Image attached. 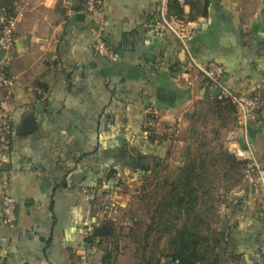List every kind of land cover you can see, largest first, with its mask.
Instances as JSON below:
<instances>
[{"label": "crops", "instance_id": "0c3cea01", "mask_svg": "<svg viewBox=\"0 0 264 264\" xmlns=\"http://www.w3.org/2000/svg\"><path fill=\"white\" fill-rule=\"evenodd\" d=\"M100 2L88 15L84 0H0V15H22L3 63L13 85L2 94L10 148L0 155V264H101L106 240L85 239L104 234L96 204L107 154L118 163L151 118L178 119L214 97L199 83L210 65L229 93L260 97L256 122L233 128L230 147L264 168V0H193L181 20L161 0ZM100 22L110 60L94 52ZM3 182L13 227L1 218ZM218 229L223 256L264 264V188L244 178Z\"/></svg>", "mask_w": 264, "mask_h": 264}, {"label": "rangeland", "instance_id": "374dc122", "mask_svg": "<svg viewBox=\"0 0 264 264\" xmlns=\"http://www.w3.org/2000/svg\"><path fill=\"white\" fill-rule=\"evenodd\" d=\"M201 102L186 110L178 119L147 122L141 130L142 135L135 136L134 141L130 139L135 153L157 155L162 159L155 171L142 174L121 169L119 162H114V153L107 154L98 177L104 179L113 164L118 168L122 181L126 182L120 188L115 186L116 181L101 185L95 206L104 220L100 229L112 237L109 240L112 253L110 264L168 263L165 256L170 252L168 245L171 237L186 225L191 230L195 215H199L201 220L198 234L205 240L201 248L205 260L201 264L211 262L214 256L212 247L217 237L215 231L225 214V197L235 191L244 178L251 181L246 171L253 158L252 152L249 150L247 160L237 149H231L233 128L247 127L257 118L244 125L239 121L237 110L214 117ZM148 136H155V143L150 144L146 139ZM160 140L162 143L158 145ZM228 154L237 162L247 161L246 166H235L233 171L229 170ZM202 159H205L204 170L201 172V186L196 194L199 200L194 212L188 219L183 212L171 218L169 210L164 208L170 186L180 169ZM193 186H196L195 182ZM263 188L260 186L256 193ZM108 190L111 193L106 196L101 194ZM218 264H239V261L221 256Z\"/></svg>", "mask_w": 264, "mask_h": 264}, {"label": "trees", "instance_id": "16d2710c", "mask_svg": "<svg viewBox=\"0 0 264 264\" xmlns=\"http://www.w3.org/2000/svg\"><path fill=\"white\" fill-rule=\"evenodd\" d=\"M185 6H189L190 11H192L194 9L193 0H185ZM168 9L178 19H183V10L178 6L177 0H170L168 2ZM2 13L12 15L14 12L13 9L4 8V12ZM191 20L192 18H189V21ZM201 105L207 107L209 114L214 117L222 114L223 112L234 113L236 111V106L228 98L217 100L215 97H212L203 100ZM149 118H151V116H149ZM151 120H153V118H151ZM155 138V136L146 137L150 144L155 143ZM161 143L162 142L160 140L158 145H161ZM226 158L229 162V170L231 171H233L235 166L242 168L247 164V161L237 162L229 154ZM118 159L119 168H125L133 173L140 172L142 174L155 171L162 161V159L157 155H141L139 153H135L128 143H126L121 149V152L118 154ZM204 163L205 159L200 160L198 163L193 161L185 168L179 170V174L175 178L174 183L170 186V190L167 195L168 200H166L164 205V208L169 210L168 213L171 218H175L183 212L186 219H188L190 214L194 212L199 200L196 194L199 192V188L201 186V172L204 170ZM117 176H119L118 168L116 166H111L109 167L107 174L104 176V179L100 182H102V185H106L112 181H116V187L120 188L125 186L126 182L122 181L121 175L119 178ZM194 182L197 187L193 186ZM109 193H111L110 190L103 192V195L106 196ZM194 217V224L191 228L192 231L189 230L188 226L185 224L186 226L177 230L173 237H171L168 245L170 252L165 256L169 262L166 264H201L204 262V250H201V248L205 240L200 238L197 229L201 224V220L199 215H195ZM215 232L217 237L215 238V245L212 247L214 256L208 264H218L219 258L224 255L226 249L224 247V232L219 231V229ZM111 238V236L101 234L99 236H89L85 239V243L89 245L93 244L96 239H99V242L106 240L107 247H105L101 264H110L112 259V253L111 250H109V240H111Z\"/></svg>", "mask_w": 264, "mask_h": 264}, {"label": "built area", "instance_id": "2783aa9c", "mask_svg": "<svg viewBox=\"0 0 264 264\" xmlns=\"http://www.w3.org/2000/svg\"><path fill=\"white\" fill-rule=\"evenodd\" d=\"M169 1L170 0H161V3L166 5ZM177 3L180 8L185 7V0H177ZM100 6V0H84L85 14H98ZM21 17V13H13L12 15L2 13L0 15V51L4 52V56L0 61V155L7 153L10 148V117L2 105V94L4 91L10 89L13 85L11 78L5 74L2 64L5 62L6 55L13 46L16 26ZM104 30L105 26L102 22H100L92 35L94 52L99 57L110 60L112 59V53L104 41ZM221 77V68L215 65H210L208 68L202 71L200 87L204 90L211 88L216 89L217 93L214 97L217 100H222L224 98L231 100V102L236 106L238 118L242 124L246 125L253 122L257 118L259 112H261L263 109L260 97L257 94L235 96L229 93L221 85ZM246 172L251 180L254 191L257 192V189L264 185V168L260 163L252 158V160H250L247 165ZM1 191L2 222L8 227H13L16 221V204L14 199L8 193L6 182L2 183ZM6 255L7 253L4 252L3 257H6ZM2 264L7 263L6 261H3Z\"/></svg>", "mask_w": 264, "mask_h": 264}, {"label": "water", "instance_id": "95a60500", "mask_svg": "<svg viewBox=\"0 0 264 264\" xmlns=\"http://www.w3.org/2000/svg\"><path fill=\"white\" fill-rule=\"evenodd\" d=\"M4 56V52L3 51H0V61H1V59H2V57ZM26 124L24 125L25 127H24V132H27V131H29V128H28V126L30 127V125H31V122L30 121H27V122H25ZM106 234V233H105ZM108 234V233H107Z\"/></svg>", "mask_w": 264, "mask_h": 264}]
</instances>
